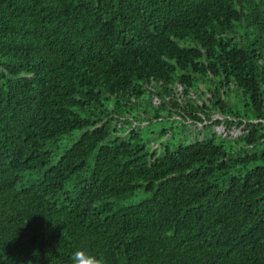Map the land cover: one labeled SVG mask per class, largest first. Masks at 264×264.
I'll list each match as a JSON object with an SVG mask.
<instances>
[{
	"label": "trees",
	"instance_id": "16d2710c",
	"mask_svg": "<svg viewBox=\"0 0 264 264\" xmlns=\"http://www.w3.org/2000/svg\"><path fill=\"white\" fill-rule=\"evenodd\" d=\"M81 247L264 264V0H0V264Z\"/></svg>",
	"mask_w": 264,
	"mask_h": 264
},
{
	"label": "clouds",
	"instance_id": "9594fccd",
	"mask_svg": "<svg viewBox=\"0 0 264 264\" xmlns=\"http://www.w3.org/2000/svg\"><path fill=\"white\" fill-rule=\"evenodd\" d=\"M71 264H106L102 254H96L87 248L81 247L75 250L70 257Z\"/></svg>",
	"mask_w": 264,
	"mask_h": 264
},
{
	"label": "rangeland",
	"instance_id": "374dc122",
	"mask_svg": "<svg viewBox=\"0 0 264 264\" xmlns=\"http://www.w3.org/2000/svg\"><path fill=\"white\" fill-rule=\"evenodd\" d=\"M155 100L157 101V102H159V100H158V98L157 97H155ZM224 118V116L223 115H221V114H215L214 116H213V118L214 119H216V118ZM193 128H198L199 130L201 129V127H203V124H199L198 126H195V125H197V124H194V125H192L191 123H189ZM158 125H161V124H158ZM154 129H155V127H154ZM215 129H217L219 132H222L223 134H230L231 136H238V135H241L242 134V132H243V129H242V127L241 126H234V127H232L230 130L227 128V126L225 125V124H223V125H216L215 126ZM198 135H201V134H198Z\"/></svg>",
	"mask_w": 264,
	"mask_h": 264
}]
</instances>
